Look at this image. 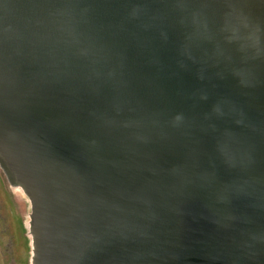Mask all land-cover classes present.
<instances>
[{
  "label": "water",
  "instance_id": "1",
  "mask_svg": "<svg viewBox=\"0 0 264 264\" xmlns=\"http://www.w3.org/2000/svg\"><path fill=\"white\" fill-rule=\"evenodd\" d=\"M0 172L28 264H264V0H0Z\"/></svg>",
  "mask_w": 264,
  "mask_h": 264
},
{
  "label": "rangeland",
  "instance_id": "2",
  "mask_svg": "<svg viewBox=\"0 0 264 264\" xmlns=\"http://www.w3.org/2000/svg\"><path fill=\"white\" fill-rule=\"evenodd\" d=\"M26 213L21 193L0 172V264H28Z\"/></svg>",
  "mask_w": 264,
  "mask_h": 264
}]
</instances>
